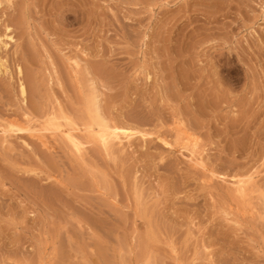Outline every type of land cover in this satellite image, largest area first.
<instances>
[{"label": "rangeland", "instance_id": "rangeland-1", "mask_svg": "<svg viewBox=\"0 0 264 264\" xmlns=\"http://www.w3.org/2000/svg\"><path fill=\"white\" fill-rule=\"evenodd\" d=\"M11 4L0 5L10 66L0 74V118L23 121L55 96L77 112L67 57L78 54L114 120L172 141L183 120L211 168L264 170V0ZM32 76L42 86L35 93ZM11 138L0 143V264H264V171L244 203L159 139H137L112 158L90 143L82 162L61 138Z\"/></svg>", "mask_w": 264, "mask_h": 264}, {"label": "bare ground", "instance_id": "bare-ground-1", "mask_svg": "<svg viewBox=\"0 0 264 264\" xmlns=\"http://www.w3.org/2000/svg\"><path fill=\"white\" fill-rule=\"evenodd\" d=\"M12 2H13V0H0V5L3 3H7L8 5H10ZM8 27H9V25H7V28ZM6 35L10 38V40L15 39V36L10 34V33H8ZM0 44L5 46V48L9 46V43L7 41L2 40L1 35H0ZM1 53L2 52H0V74L5 73V72L6 73L10 72L9 71L10 66L8 64L9 62L7 63L8 59L4 58V56ZM80 56L78 54H75V56H72V57L68 56L67 57L69 59V62L71 63V65H73L72 68L74 67L73 69H75V74L76 75L78 74L77 76H75L73 78L78 77V79H79L78 84L80 85V88H79L80 89V96H79L80 100L79 101L81 102V104L79 105V109H78V105H76L78 111L74 112L77 114L80 111L78 113L79 116H78V114L77 115L75 114L78 117H75V115L73 116L74 113L71 115V112L74 111L73 110L74 106L72 105V103H71V105L73 107H69V108H71L73 111H71V112L69 111L70 112L69 113L66 110L65 106L63 107L62 103L60 102V99L57 96L54 97V100H53L54 102L52 101L54 103V105L52 103L53 106L51 107V105H50L51 108L50 107L45 108V106L41 105L39 102H36L37 104H35V105L37 106V109H38L39 113L41 114V117L43 116L42 117L43 120H40V118H38L39 117L38 114H37V116H38L37 118L35 116H33L32 112H35L34 114H36V112H38V111H33L36 109H33L32 111H29V110H25L24 112L21 111L20 114L23 112V117H24L23 121L8 119L6 117L0 118V143L2 145H5L7 143H9V145H10V142H12V141H10V138L13 136L16 137L17 134L21 133V132H28V134L33 136L34 138L37 137L38 140L40 139L44 145H48V143H50L49 141H51V138L54 139L55 141L58 138H61L62 140H64V142H66V146L69 147V150L71 149V152L74 154V156L78 160H81L82 162H86V159H87L86 154H87V150H88V145L90 143L91 144L95 143V146L99 145L98 147H100V149L102 148L104 150V152L107 153L109 156L111 155V158H112V156H115L116 151H118V150L122 151L126 146L127 147L132 146L134 141H136L137 139L145 141V142L149 141L148 143H150V141H151L150 139H159V140H161V142H163L165 144L166 148H169V150L175 149V150L179 151L178 152L179 155H182L183 157H185L184 160H186L195 169H197L199 171L202 170V172H204L205 176L207 175L208 178H210L211 180L216 178V179H219L221 182L225 183L227 188H229V190H231L230 192L234 196H236L237 199H239L240 201H242L244 203L247 202L248 196L252 192L259 189L258 184H260V183H258V181H260V180H258V178L260 177V175L263 173L264 170L263 171L259 170V169H257L259 167L256 166V168L252 167V169H248V171L246 170V172H244V173H237V174L229 175L225 172L223 173L221 171H218L217 169L211 168L212 166L211 165H210L211 167L209 166V164H208L209 160H207L208 149L205 147V144H202L200 142V138L198 136H196L193 132H190L184 126L182 118H181L182 121L180 120L181 123L178 120L180 126L177 127L175 139H174V141H172L166 135L160 134V132H162V131L159 132L158 130L153 131V130H150L147 128H140V127L134 125L133 123L130 124L127 122H123V121L120 122V121L114 120L113 118L108 116L107 113H106L107 114L106 115L104 112L105 108H103L104 111L102 109V105H101L102 99L100 98V96L103 93L100 90L101 88H99V86H98V83H97L98 81H96L97 80L96 77L92 76V74L94 72L92 73L91 69H93V68H90L91 65H89V63H87L88 61L85 59L87 62L86 61L84 62L83 58ZM53 64H54V62H53ZM30 65H32V64H30ZM54 66H56V65H54ZM51 69H53V67ZM22 71H23V69L19 66V73H21V75H22ZM95 71H96V69H95ZM56 72H57V70H56ZM96 72H98V70ZM27 75H29V72ZM50 75H51V73H50ZM60 75H58L57 78H60L59 77ZM147 75H149V74H147ZM10 76H11V74H10ZM53 76H54V74H53ZM26 78H28V77H26ZM52 78L53 77H51V79ZM32 79H33V81H32L33 86L31 88H33V91L35 93L42 86H40V83H39L40 81H38L39 78L37 79V77L34 76ZM32 83H30V81H29L28 84L30 85ZM53 83H54V81H53ZM58 83L60 85H63V83L60 80H58ZM18 87H19L20 96H21L19 101L21 100V101L25 102V100H27V96H28V87H27L25 80H22L20 78V82H19ZM79 89H78V92H79ZM76 101L78 103V100H76ZM44 102H41V103L43 104ZM33 104H34V101H33ZM48 104H50V102ZM64 104H66V103H64ZM36 106H35V108H36ZM26 107L27 106H25V109H26ZM46 107H47V105H46ZM103 107H105V106H103ZM33 108H34V106H33ZM74 109H76V108L74 107ZM185 124H186V122H185ZM49 138H50V140H49ZM25 143L27 145H29V142L25 141ZM8 147H10V146H8ZM57 147H58V145H57ZM88 153H89V151H88ZM164 157H165V154H164ZM116 159H117V157H116ZM161 159H163V158H161ZM250 168H251V166H250ZM31 171H34V169H31ZM90 171H91V169H90ZM143 192H144V190H143ZM251 195H253V194H251ZM263 196H264V193H263ZM143 197H144V195H143ZM251 198H253V197L251 196ZM250 199H249V201H250ZM138 201H140V200H138ZM252 201H250V202H252ZM263 201H264V199H263ZM253 202L256 203L257 201L256 202L253 201ZM258 204H260V203H258ZM234 211H235V209H234ZM253 211H255V209ZM263 212H264V210H263ZM227 213H229V212H227ZM237 214H238V212H237ZM255 214H257V213L255 212ZM254 218H255V216H254Z\"/></svg>", "mask_w": 264, "mask_h": 264}]
</instances>
